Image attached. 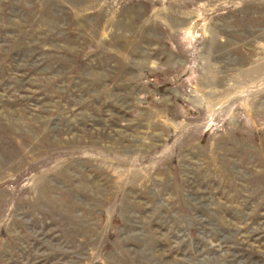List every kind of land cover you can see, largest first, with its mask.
Segmentation results:
<instances>
[{
    "label": "rangeland",
    "instance_id": "1",
    "mask_svg": "<svg viewBox=\"0 0 264 264\" xmlns=\"http://www.w3.org/2000/svg\"><path fill=\"white\" fill-rule=\"evenodd\" d=\"M0 264H264V0H0Z\"/></svg>",
    "mask_w": 264,
    "mask_h": 264
},
{
    "label": "bare ground",
    "instance_id": "2",
    "mask_svg": "<svg viewBox=\"0 0 264 264\" xmlns=\"http://www.w3.org/2000/svg\"><path fill=\"white\" fill-rule=\"evenodd\" d=\"M190 29H191V28H189V30H188V31H190ZM186 33H188V32H186Z\"/></svg>",
    "mask_w": 264,
    "mask_h": 264
}]
</instances>
